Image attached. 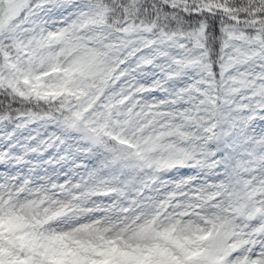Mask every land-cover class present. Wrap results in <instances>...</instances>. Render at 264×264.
<instances>
[{
    "label": "snow or ice",
    "instance_id": "6c2138e0",
    "mask_svg": "<svg viewBox=\"0 0 264 264\" xmlns=\"http://www.w3.org/2000/svg\"><path fill=\"white\" fill-rule=\"evenodd\" d=\"M0 264H264V0H0Z\"/></svg>",
    "mask_w": 264,
    "mask_h": 264
}]
</instances>
